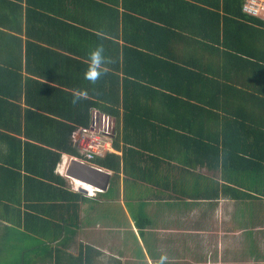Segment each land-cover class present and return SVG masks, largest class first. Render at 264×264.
Instances as JSON below:
<instances>
[{
    "label": "trees",
    "instance_id": "obj_1",
    "mask_svg": "<svg viewBox=\"0 0 264 264\" xmlns=\"http://www.w3.org/2000/svg\"><path fill=\"white\" fill-rule=\"evenodd\" d=\"M66 1L80 8L89 28L90 23H93L89 21L99 18L107 22L110 29L116 31L115 34H119L118 22H121L122 39L126 42L122 47V60L119 63L117 43L91 36L90 32L85 30L82 31V39L73 44L78 47L77 52L61 55L51 49L47 50L46 62L53 61L56 67L47 73L48 80L59 81L63 88L49 87L48 92L46 93V90L42 94L43 103H33L35 107L47 110L54 117L31 116L27 117L26 121L31 131L34 130L35 123L38 126L36 129L44 128L50 133H26L28 138L40 146L32 144L30 140H17V143L43 153L38 157L36 168L27 165L25 170L38 177L36 179L39 180L35 181L44 188L48 187L50 194L57 192L50 195L48 200L64 203L63 215L58 218L62 223L48 221L37 213L21 215L20 210L19 214L14 213L11 218L16 217L17 221L14 223L18 229L14 233L18 236V246H24H20V258H0V264H33V261H25V252H28V249H34L37 257L47 256L53 259L55 264H70L71 261L72 264H80L78 258L76 260L79 262H74L71 256L62 260L60 249L55 251V256L52 255L50 243L65 232L68 233L66 239H70L69 232L72 235L73 229L80 222V203L86 200L81 192L69 191L66 179L54 171L60 162L61 154L79 157L73 147L72 136L78 127L88 128L91 125L93 111L114 117L116 133L113 146L119 149L121 142L127 147L122 156L106 153L91 162L112 171V180L107 190L111 199L119 196L121 170L129 169L127 157H131L133 149L126 143H136L137 139H140V142L147 141L143 139L146 136L142 134L151 122L149 113L154 112L153 119L159 123L156 124L160 131L159 137L177 138L182 148H190L193 158L196 157L197 160L198 156L211 173V179L204 184L206 191L203 192L208 199H216L221 193L237 200L255 197L262 202L264 103L258 104L256 108L257 104L251 99L253 94L237 88L231 78L232 73H239V69L234 65L237 63L234 58L251 63L249 37L255 36L264 43V18H260L264 11L258 16L245 14L242 11L244 0H121V5L118 0ZM102 1H108L113 6L105 2L100 3ZM34 2L44 3L43 0L27 1L24 6L25 14L33 16L37 13L39 7H36ZM1 8L11 9L13 12L22 9V5L0 0ZM10 16L15 14L9 13L8 17ZM31 18L33 26L29 32L35 34L36 18ZM31 18H26L28 26ZM8 20L10 21V18ZM171 35L172 38L169 37ZM66 41L62 44H70ZM172 41L184 43L189 47L193 43L192 46L216 57L217 54H225L228 76L223 75V80L212 77L206 80L204 71L198 69L191 58L182 57L175 52ZM105 46L111 50L105 51ZM97 47L103 48L104 65L109 66V69L95 81H90L85 78V72L89 67V54ZM67 48L74 52L72 47ZM78 90H87L88 96L73 102L74 93ZM227 97L232 98V101L223 100ZM238 99L239 105L235 108L231 103L234 100L237 102ZM252 107L255 108L251 111L255 118H251V112L248 111ZM158 112H161V117L157 116ZM27 113L34 114L31 111ZM131 130L142 134L132 137L128 135ZM26 152L27 149L25 154ZM183 153H186L185 150ZM28 154L29 152L26 159H29ZM139 158H143L141 153ZM40 159L44 162L43 167L39 165ZM220 173L223 176L233 174L234 179H227L229 181L219 185L216 178ZM43 179L49 183L44 185ZM252 193H256V196ZM40 199L41 197L35 201ZM22 201L27 205L33 198L25 199L24 196L15 200V203L20 206ZM143 206L144 202H141L138 207L140 212L131 211L140 223L148 221L142 216ZM35 207L36 205L33 209ZM54 207L62 208L61 204H54ZM3 249L0 248V252ZM45 250L47 251L44 253ZM42 253L43 255L39 256Z\"/></svg>",
    "mask_w": 264,
    "mask_h": 264
},
{
    "label": "crops",
    "instance_id": "obj_2",
    "mask_svg": "<svg viewBox=\"0 0 264 264\" xmlns=\"http://www.w3.org/2000/svg\"><path fill=\"white\" fill-rule=\"evenodd\" d=\"M8 1L22 5V9L13 12L7 8L0 9V248H4L0 252V258L3 259L20 258L19 249L20 246H24H18V236L14 233L18 230L14 223L17 221L16 217L11 218L14 213L19 214V210L21 215L37 213L48 221L62 223L58 218L63 215L64 203L48 200L50 195L57 192L50 194L48 187L44 188L35 181L39 180L36 179L38 177L25 170L27 165L36 168L38 157L43 153L17 143V140H30L37 146L38 144L34 143L36 141L28 138L26 133L30 135L50 133L44 128L36 129L38 126L35 123L34 130L31 131L26 121V118L31 116L54 117L47 110L38 109L33 105L38 101L43 103L42 94L47 88L61 87L59 81L48 80L47 73L55 70L56 67L53 61L46 62L47 50L51 49L61 55L77 52L78 47L73 44H77V41L82 39V31L85 30L89 31L91 36L95 35L117 43L120 63L122 47L126 44L122 39L121 22H118L119 34H115L116 31L110 29L109 24L99 18L89 21L93 22L90 23L89 28L88 21L82 16L80 8L66 0H43V4L34 2L39 8L33 16L25 14L24 6L30 0ZM103 2L113 6L108 1L100 3ZM118 2L121 5V0ZM9 13L15 16L8 17ZM27 17L36 18L35 34L29 32L33 20L31 18L28 26ZM260 18H264V14ZM169 37L172 38V35ZM64 40L70 44H62ZM172 42L176 53L191 58L192 63L204 71L206 80H210L211 77L223 80V75L228 76L225 54L220 53L216 57L212 53H204L203 50L192 46L193 43L189 47L184 43ZM67 47H72L74 52ZM109 47L105 46V51L111 50ZM249 52L251 63L234 58L237 61L234 65L239 69V73L237 75L232 73L231 79L235 81L237 88L250 95L253 94L251 99L257 104L255 105L257 108L258 104L264 103V43L255 36L253 38L250 36ZM106 68L109 69V66ZM223 100L232 101V98L227 97ZM236 100L231 103L235 108L239 105V99L237 102ZM253 109L255 108H250L249 113ZM28 111L34 114L27 113ZM160 114L161 112H158L157 116L161 117ZM250 114L251 118H255L252 112ZM149 115L151 122L147 124L144 134L135 130L128 133L132 137L145 135L143 139L147 141L140 142V139H137L136 143L131 141L126 143L133 151L131 157H127L128 171L121 170L119 174V196L114 199L107 194L112 171L92 163L93 166L110 173V181L105 191L89 188L86 184L83 185L84 183H75L74 186L72 184L74 180L69 182L64 175L72 156L61 154L54 173L66 179L69 191L76 192L82 188L90 192L87 191L89 194L86 195L79 191L86 198L80 203V222L73 229L72 235L69 232L70 239H66L68 233L65 232L58 236L56 241L50 243L52 255L55 256V251L60 249L62 260L71 256L74 262H79L76 260L78 258L80 264H158L162 255L168 257L164 264H177V258L180 264L188 262L208 264L212 262L210 258H236L242 248L247 246L246 241L250 240L251 248L255 246L259 250L256 249V253L260 252V256L255 257L264 258V217H262L264 197L262 202L255 197L237 200L220 193L216 199H208L209 197L203 192L206 191L204 184L211 179V173L203 165V161L199 160L198 156L197 160L196 157L193 158L190 148L183 149L177 138L159 137L160 131L156 128V124L159 123L153 119L155 113ZM190 115L192 116L191 113ZM103 116L113 120L114 123V135L111 138L112 154L122 156L123 150L127 147L121 142L119 149L113 146L116 133L114 117L93 111L91 122L96 117ZM152 136L155 138L153 139ZM25 149H27L26 154ZM28 152L29 159H26ZM140 153L143 155L142 159L139 158ZM200 163L201 165H198ZM43 164L44 162L41 161L39 165L43 167ZM233 177L234 175L230 173L226 176L220 173L216 180L221 185L223 182L233 180ZM43 180H45L44 185L49 183L48 180ZM252 194L256 196V193ZM24 196L25 199L33 198V201L27 205L22 201L20 206L15 203V200ZM39 197L41 201H35ZM141 202H144L142 216L147 218L148 223H140L132 215L133 210L140 212L138 207ZM54 204H61L62 208L54 207ZM35 205L37 208L33 209ZM239 219L242 221L240 222ZM243 238L246 241L239 244L240 239ZM30 239L34 240V238ZM214 242H217V246L213 244ZM252 254H254L253 249ZM42 255L43 253L39 254ZM25 258L28 263L33 261V264H55L53 259L47 256L37 257L34 249L32 251L28 249ZM199 258L201 261L198 260ZM72 263L73 261L70 262Z\"/></svg>",
    "mask_w": 264,
    "mask_h": 264
},
{
    "label": "built area",
    "instance_id": "obj_3",
    "mask_svg": "<svg viewBox=\"0 0 264 264\" xmlns=\"http://www.w3.org/2000/svg\"><path fill=\"white\" fill-rule=\"evenodd\" d=\"M242 11L251 16H258L264 11V0H244ZM114 123L107 117H96L88 128L78 127L72 136L73 147L79 157L73 159L92 164L95 158L112 153Z\"/></svg>",
    "mask_w": 264,
    "mask_h": 264
},
{
    "label": "water",
    "instance_id": "obj_4",
    "mask_svg": "<svg viewBox=\"0 0 264 264\" xmlns=\"http://www.w3.org/2000/svg\"><path fill=\"white\" fill-rule=\"evenodd\" d=\"M64 175L70 180L79 181L100 191H105L110 181V173L108 171L73 158L67 163ZM79 191L87 192L82 188H79Z\"/></svg>",
    "mask_w": 264,
    "mask_h": 264
},
{
    "label": "clouds",
    "instance_id": "obj_5",
    "mask_svg": "<svg viewBox=\"0 0 264 264\" xmlns=\"http://www.w3.org/2000/svg\"><path fill=\"white\" fill-rule=\"evenodd\" d=\"M103 48L97 47L89 54V67L85 72V78L90 81H95L98 79L101 74L107 71V68L104 65V57L102 55ZM88 93L87 90H78L74 93L73 102L79 100L81 98H87ZM168 259L166 255H162L159 258L158 264H164V262Z\"/></svg>",
    "mask_w": 264,
    "mask_h": 264
},
{
    "label": "rangeland",
    "instance_id": "obj_6",
    "mask_svg": "<svg viewBox=\"0 0 264 264\" xmlns=\"http://www.w3.org/2000/svg\"><path fill=\"white\" fill-rule=\"evenodd\" d=\"M71 181L72 180L69 179V182H71ZM72 184L74 186H76L75 185V182H73V181H72ZM70 186H72V185H70ZM88 192H90V191H88ZM88 192H86V195L89 194ZM98 206H100V204H98ZM147 211H148V209H147ZM262 217H264V215H262ZM109 220H111V219H109ZM112 220H113V218H112ZM239 221L241 222L242 220L239 219ZM243 241H246L245 238H243L242 240L240 239L239 244H241V242H243ZM250 242H251L250 240H247L246 241V244L245 245H247V246H245V247L242 248V251H240V254H239L240 256L237 255V256H235L236 258H210L212 262L215 259L216 260H215V262H213V263L212 262L211 263L209 262L208 264H216V263L217 264H264V258H257V257H255V256H260V252L256 253V249L258 250V248H255V246H253V248H251ZM213 244H215V246H217V242H214ZM252 249L254 251V254L251 255ZM190 259L193 260L195 258H190ZM198 260L201 261V258H199ZM176 261H177V264H180L179 258H177ZM195 262H198V261H195ZM185 264H191V263L188 262V263H185Z\"/></svg>",
    "mask_w": 264,
    "mask_h": 264
},
{
    "label": "bare ground",
    "instance_id": "obj_7",
    "mask_svg": "<svg viewBox=\"0 0 264 264\" xmlns=\"http://www.w3.org/2000/svg\"><path fill=\"white\" fill-rule=\"evenodd\" d=\"M75 183H78V184H83V183H80L79 181H74ZM83 185H85V184H83ZM87 187H89V188H92V187H90V186H88V185H86ZM93 189V188H92ZM86 191H88L87 189H85Z\"/></svg>",
    "mask_w": 264,
    "mask_h": 264
}]
</instances>
